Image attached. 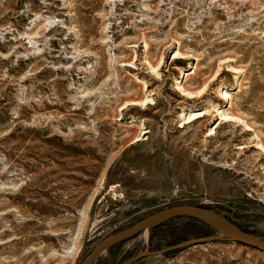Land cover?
Listing matches in <instances>:
<instances>
[{
  "label": "rangeland",
  "instance_id": "374dc122",
  "mask_svg": "<svg viewBox=\"0 0 264 264\" xmlns=\"http://www.w3.org/2000/svg\"><path fill=\"white\" fill-rule=\"evenodd\" d=\"M176 206L264 240V0H0V264H80ZM216 236L177 220L96 264ZM135 264L264 254L215 241Z\"/></svg>",
  "mask_w": 264,
  "mask_h": 264
},
{
  "label": "water",
  "instance_id": "95a60500",
  "mask_svg": "<svg viewBox=\"0 0 264 264\" xmlns=\"http://www.w3.org/2000/svg\"><path fill=\"white\" fill-rule=\"evenodd\" d=\"M177 218H186L200 222L201 224L213 230L217 234V236L211 238H202V239L186 241L160 251L143 252L121 264H135L138 261L147 257L161 256L169 252L186 249L215 241H231L233 243H238L251 247L264 254L263 239L255 237L251 234L242 231L238 227L229 223L221 215L205 208H198L191 206H176V207L165 208L160 211H157L141 219L134 225L129 226L128 228L112 236H108L101 239L99 242H97L94 245L90 253L80 264H95L96 261L111 248L132 239L133 237L139 235L140 233L148 232L151 229L161 224H164L168 221Z\"/></svg>",
  "mask_w": 264,
  "mask_h": 264
},
{
  "label": "trees",
  "instance_id": "16d2710c",
  "mask_svg": "<svg viewBox=\"0 0 264 264\" xmlns=\"http://www.w3.org/2000/svg\"><path fill=\"white\" fill-rule=\"evenodd\" d=\"M182 219H186V218H177V219H174V220L168 221V222H166V223H164V224H161V225H159V226H157V227L151 229V230H150V233H151V235H153V234H155L156 232L160 231L162 228H164L166 225L170 224L171 222H174V221H177V220H182ZM225 219H226L229 223H231L232 225H235L234 223L230 222L228 218H225ZM189 220H191V219H189ZM192 221H195V220H192ZM195 222H197V221H195ZM197 223L200 225L201 229L203 230V232H204L205 234H207V235H209V236H210V235H212V236H213V235H216V233H215L213 230H211L209 227H207V226L201 224L200 222H197ZM235 226H236V225H235ZM239 229H241L242 231H245V230H243V229L240 228V227H239ZM246 233H248V232H246ZM181 240H182V239H176L175 241H173V245H174V244H177V243H179V242H182ZM119 245H120V244H119ZM119 245H117V246L111 248L110 250H114V249H116ZM166 247H170V245H166ZM161 249H162V248H160V247L158 246V247H156V248L154 249V251H159V250H161ZM179 251H180V250H179ZM179 251L169 252V253H166L164 256H165V257H167V256H174V255L177 254Z\"/></svg>",
  "mask_w": 264,
  "mask_h": 264
},
{
  "label": "bare ground",
  "instance_id": "6f19581e",
  "mask_svg": "<svg viewBox=\"0 0 264 264\" xmlns=\"http://www.w3.org/2000/svg\"><path fill=\"white\" fill-rule=\"evenodd\" d=\"M251 14V13H250ZM186 91V92H185ZM183 92H185V93H187V94H189V95H191V93L190 92H188L187 90H183ZM131 106H137L138 104L137 103H132V104H130ZM205 116V113H202V114H198V115H190L189 117H188V121H189V123L190 122H193L194 120H196V119H198V118H203ZM220 117H221V120L222 119H224L226 122H230V121H232L233 119L231 118V117H228V116H224V115H221L220 114ZM261 149H262V146H261Z\"/></svg>",
  "mask_w": 264,
  "mask_h": 264
},
{
  "label": "flooded vegetation",
  "instance_id": "af4514ba",
  "mask_svg": "<svg viewBox=\"0 0 264 264\" xmlns=\"http://www.w3.org/2000/svg\"><path fill=\"white\" fill-rule=\"evenodd\" d=\"M97 262V261H96ZM96 264V263H95Z\"/></svg>",
  "mask_w": 264,
  "mask_h": 264
}]
</instances>
